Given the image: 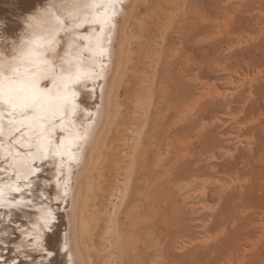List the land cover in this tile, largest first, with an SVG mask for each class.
I'll return each instance as SVG.
<instances>
[{"label": "rangeland", "instance_id": "374dc122", "mask_svg": "<svg viewBox=\"0 0 264 264\" xmlns=\"http://www.w3.org/2000/svg\"><path fill=\"white\" fill-rule=\"evenodd\" d=\"M129 35L111 134L134 126L141 138L116 221L117 142L85 185L88 264H264V0H142Z\"/></svg>", "mask_w": 264, "mask_h": 264}, {"label": "snow or ice", "instance_id": "6c2138e0", "mask_svg": "<svg viewBox=\"0 0 264 264\" xmlns=\"http://www.w3.org/2000/svg\"><path fill=\"white\" fill-rule=\"evenodd\" d=\"M117 3L119 0H46L43 6L21 17L23 31L16 39L4 34L8 21L0 20V43L11 46L10 54L0 51V117L5 113L11 117L9 132L13 131L15 126L22 125L38 133L35 136V145L29 144V147H35L34 152L14 155L15 145L10 143L8 146L12 164L18 165L16 179L18 181L20 175H23L25 177L23 184L0 183V209H7L4 215H0V222L6 218L7 223L12 225L15 231H20L28 237L26 247L16 246L17 255L23 253L25 260L31 258L28 251L31 249L40 254V264H55L52 258L56 252L43 245L42 234L54 231L57 218L50 206L43 204L37 206L30 199L31 189L34 183L38 182V175L42 170L35 162L51 160L50 166L57 167L54 175L64 187L60 201L67 203V197L72 191L70 170L66 172L62 166L58 167L54 159L55 156L63 157L61 148L64 140L61 138L59 145L54 146L50 132L55 127L57 118L61 121L60 127L63 129V121L69 116H74L79 108L76 103L78 89L73 90L70 85L80 84L93 76H99L100 73L96 71L97 64L103 69L106 67V58L111 59L112 51L106 44L112 43ZM85 24L92 26L88 33L80 32ZM60 31L65 33L67 45L63 52L56 50V36ZM81 40L85 43L81 44ZM84 51L88 52L87 56L84 55ZM44 80L49 81L52 86H41V81ZM2 132L3 125L0 123V135ZM90 135V132L86 131L80 138L87 140ZM3 147L0 140V150ZM20 155L24 158L20 159ZM72 162L79 163V160L73 157ZM60 165H63V160L60 161ZM0 171H7V168L0 165ZM33 177L37 180L34 181ZM60 177L64 179L61 181ZM43 183L47 185L50 181L45 180ZM25 188L29 189L27 192L29 198L12 195L23 192ZM5 189L8 197L5 195ZM40 196H45V193L41 191ZM33 209L38 213L34 219L26 215ZM13 210L21 213L23 218L29 221L31 230H26L23 224H13ZM9 235L11 233L7 230L3 232L4 237ZM68 235L66 231L61 248L65 254L70 251ZM21 243L23 244V240ZM3 246L8 247L6 241ZM68 259L72 260L71 255H68ZM0 264L7 262L2 261ZM11 264H23V261L13 259Z\"/></svg>", "mask_w": 264, "mask_h": 264}, {"label": "bare ground", "instance_id": "6f19581e", "mask_svg": "<svg viewBox=\"0 0 264 264\" xmlns=\"http://www.w3.org/2000/svg\"><path fill=\"white\" fill-rule=\"evenodd\" d=\"M141 2L142 0H119V3L116 5L117 15L114 17L115 28L112 30V43L110 45L106 44L112 51L111 59L108 60L106 58V67L103 69L97 64L96 71L100 73L99 76H93L80 84L70 85L73 90L78 89L76 103L79 105V108L74 116H69L63 121V129L60 127L61 121L57 118L55 127L50 132V138L54 146L59 145L61 138L64 140V145L61 148V151L64 153L63 157L55 156L54 159L58 167L62 166L66 172L70 170V187L72 191L67 197V203L60 201L64 187L54 175L57 167L50 166L52 164L51 160H46L43 163L39 160L35 162L36 166H39L42 170L38 175V182L34 183L31 189L32 196L30 199L37 206L41 204L50 206L57 218L54 231L42 234L43 245L56 252V255L52 258L55 264H88L89 262L88 255L81 241V232H83L85 227L81 221L80 208L85 185L88 181H91V175L96 170L100 161L103 145L108 139H110L108 146L114 141L123 148L121 156L115 165L116 169L114 173H116V180L107 202L109 217L112 221L117 220L129 194L132 170L127 165V162L135 152L140 142L141 134L138 129L132 126L125 129L124 133L115 138L114 134H111V130L115 121V97L122 83H124V86H129L127 81H129L128 79L132 73L127 59L130 38L129 27L134 13ZM45 3L46 0H0V20L8 21L4 34L12 39L18 38L19 33L23 31L21 17L30 14L34 9L43 6ZM90 27L92 26L85 24L80 29V32L88 33ZM96 28L98 31V26ZM56 41L57 52H63L64 48L67 47L63 31L58 33ZM80 43L83 44L85 42L81 40ZM10 48V45L0 43V51L10 54ZM84 55L87 56L88 52L84 51ZM143 75L142 77L144 78L142 79L144 80L139 85L146 87L150 80L145 74ZM84 84L87 86L85 87ZM44 85L52 86L47 80L41 81V86ZM129 92V88L124 89L125 94ZM133 106L134 114L142 118L146 113L143 102L139 99H134ZM10 119L11 117L7 113L0 117V123L3 125L0 140H2L4 145L3 149L0 150V165L7 168V171H0V183L7 185L10 182L12 184L19 182L23 184L25 180L23 175H20L18 181L16 179L18 165L12 164L8 146L10 143L15 145L13 148L14 155L23 154L28 151L34 152L36 150L35 147H29V144L35 145V136L38 133L30 131L26 126L22 125L15 126V129L9 132ZM86 131L90 132L91 135L89 139L82 140L80 137ZM73 157L78 159L79 163L72 162ZM19 158L23 159L24 157L20 155ZM61 160H63V165H60ZM159 161L160 159L156 158L155 166L158 165ZM59 179L62 181L64 177H60ZM33 180L35 181L37 178L33 177ZM45 180L50 181V184H44L43 181ZM28 191L29 189L25 188L23 192L12 193V195L16 197L23 195L25 198H29L27 197ZM41 191L45 193V196H40ZM196 192L203 195V191L200 189L196 190ZM5 195L6 197L9 195L7 189H5ZM193 195L195 196V192ZM46 197H50L51 199L49 200ZM57 204H59V208H57ZM6 212V208L0 209V215H4ZM134 213L135 207H129L127 214L131 216ZM26 215L34 219L38 213L33 209L28 211ZM15 223L23 224L26 230H31L29 221L25 220L21 213L13 210V224ZM5 230L11 233V235L4 237L3 232ZM66 231L69 233L68 247L70 251L68 254L61 251ZM107 236V242L109 247H111L115 234L111 230ZM22 240L23 244L21 243ZM5 241L8 245L7 248L3 246ZM27 241L28 237L24 236L20 231H15L5 218V221L0 222V262L6 261L7 264H11L13 259H17L18 261H23V264H40V254L31 249L28 250L30 259L25 260L23 253L17 255L16 246L26 247ZM68 255H71L72 260L68 259ZM150 264H156V262L153 260Z\"/></svg>", "mask_w": 264, "mask_h": 264}, {"label": "crops", "instance_id": "0c3cea01", "mask_svg": "<svg viewBox=\"0 0 264 264\" xmlns=\"http://www.w3.org/2000/svg\"><path fill=\"white\" fill-rule=\"evenodd\" d=\"M177 190L180 191L182 194L189 193L188 196L190 195V191L184 190L183 188L180 189L179 186H177Z\"/></svg>", "mask_w": 264, "mask_h": 264}]
</instances>
